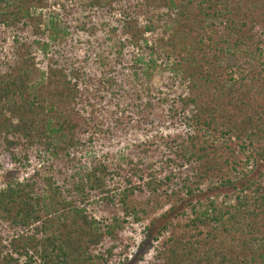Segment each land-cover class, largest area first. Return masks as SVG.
I'll return each instance as SVG.
<instances>
[{"label": "trees", "instance_id": "16d2710c", "mask_svg": "<svg viewBox=\"0 0 264 264\" xmlns=\"http://www.w3.org/2000/svg\"><path fill=\"white\" fill-rule=\"evenodd\" d=\"M30 1L0 0V38L32 17ZM74 1L61 4L70 16ZM120 1L91 0L88 10L96 4L112 9ZM144 1L174 15L172 45L187 49L193 61L206 58L195 67L197 79L215 78L214 90H203L200 83L195 91L174 93L168 85V91L154 94L137 74V84L127 88L118 80L124 73L108 57L93 60L106 68V76L98 77L88 61L82 71L68 66L67 59L58 67V57L46 67L7 58L0 42V176L4 158L15 168L30 167L23 183L0 190V218L16 227L10 250L0 248V264H111L122 253L116 246H128L126 224L144 220L166 202L170 207L149 220L139 245L147 252L170 230L156 264H264V173L238 180L231 175L243 153L264 166V0ZM204 1L222 4L213 15L230 27L225 36H205L206 21L195 12ZM124 14L125 22L131 19ZM132 20L130 39L140 34L137 19ZM25 52L31 54L28 47ZM232 136L239 153L217 143ZM124 139L129 152L122 147L116 154V144ZM94 143L111 148L92 157L88 153L89 162L80 163L78 151ZM77 162L81 166L75 172L63 169ZM206 182L219 184L213 189L231 187L236 203L223 212L194 211L186 227L197 233L175 231L178 202L195 197ZM92 198L120 210L112 223L96 220L87 210ZM42 199L48 201L41 205ZM209 221L214 225L204 234Z\"/></svg>", "mask_w": 264, "mask_h": 264}, {"label": "rangeland", "instance_id": "374dc122", "mask_svg": "<svg viewBox=\"0 0 264 264\" xmlns=\"http://www.w3.org/2000/svg\"><path fill=\"white\" fill-rule=\"evenodd\" d=\"M90 1L75 0V8L71 16L69 9L61 5L62 3L71 4V0L30 1L32 7L29 13L32 17L25 18L26 24H19L20 27L10 28L2 34L0 38L4 51L2 56L10 59L27 58L30 63H34L38 67H46L53 62V57H58V67H62L64 64L67 65L65 61L67 59L70 62L68 66H78L82 71L86 69L84 62L88 61L91 64L89 71L92 70L98 77L101 75L106 76V68L93 60L98 56L102 57L103 60L108 57L112 62H115L116 70L124 73L122 78L118 80L121 83H126L125 86L127 88L129 85L134 86V84H137L134 81L137 74L140 79L147 83V86L153 87L154 94H158L159 90L168 91V85L171 86L174 93L195 91L194 85L199 86L200 83L204 84L203 90L206 88L210 91L214 90L213 83L215 78L211 77V81L206 83H203L204 80H201V78L197 79L198 75L195 67L196 65L205 64L206 58L203 59L202 56H198L196 61H193L188 55L187 49H184L181 45L180 47L172 45L174 15L165 7L147 5L144 0H121L112 9L101 8L96 4L91 10H88L90 7L87 3ZM128 3H130V6L126 7ZM42 5L43 7H40ZM222 9V4L216 5L215 3L204 1L201 9L195 10L199 18H204L206 21V37L208 35L217 37V33L225 36L229 32L230 27L226 23L220 24V18L218 20L213 15V12H221ZM206 11L209 12V16L202 13ZM126 12L131 19L125 22L124 13ZM52 15H54L53 22L47 23ZM88 15L91 20H89ZM234 16L235 19L238 18L236 15ZM132 18L137 19V28H139L140 34L137 38L130 39L127 33L131 29ZM211 21H214V25L209 26ZM146 26L151 27V30H146ZM54 36L57 38L54 39ZM14 37L16 38L14 39ZM261 45L263 48L261 58L264 60V43H261ZM27 47L29 51L31 50L30 55L25 52ZM197 54L199 55V53ZM181 77L186 78V82H181ZM94 80L96 83L99 82L97 78ZM163 94L166 93H161V95ZM147 98L153 99L152 97ZM126 99L124 97L123 101ZM156 111H160V108ZM161 127L162 129L164 128L163 126ZM201 133L203 132L201 131ZM206 136L209 140H212L210 133L206 134ZM143 137V135H138V138ZM237 140L235 136H232L229 140L220 139L217 143L220 146H225L228 143L239 153ZM125 142L126 140L124 139L119 144H116V154L119 153V149L122 147H124L122 149L124 153H126V149L129 152V147L124 146ZM209 142L211 143V141ZM106 148H111V146H105L103 143H94L91 147L78 151L77 159L80 160V163L87 164L89 162L88 153H91V157L93 153L100 155ZM246 155L243 153L241 156L242 160L237 159L236 169L231 171V175L235 180L240 179L245 174L254 177L260 171L264 173V166L254 159L246 160ZM80 163L77 162L74 167L65 163L63 169H67L69 174H71L80 169ZM4 165L5 168L0 176V190L7 188L8 185L23 183L26 175L30 174V167L15 168L8 158H4ZM212 185L219 184L217 182L212 184L206 182L200 185L199 189H196L197 194L195 197L192 195L189 196V201L178 202V205H182V208L177 210L179 218L172 219L173 225L176 227L175 231L191 229L193 233H197L193 227L190 229L186 227L187 222L195 217V212L201 213L208 210L213 213L214 210L212 209L214 208L216 212H223L236 203L235 192L231 187L213 189ZM47 201V199H42L41 205H44V202ZM43 207L42 215L46 217L48 216V208ZM168 207H170V203L166 202L162 207L151 211L149 217L144 220L138 223L126 224L124 245L128 246L124 249L120 245L116 246V251L122 253L117 255L116 260L111 264H156V256L158 251L162 249L160 246L161 241L170 234V230L162 235L159 242H156L147 252L145 247H140L139 245L145 239V225L152 217H157ZM87 210L96 220L102 223H112L113 216L120 213L118 208L96 202L93 198L87 203ZM180 211L183 213L181 214ZM211 222L209 221L207 226H203L204 234L213 227L214 223ZM15 228L11 227L7 219L0 218V248L7 246L10 250V240L15 236ZM105 248L106 246L101 247L100 251H104ZM141 255H143V260H138ZM162 264L168 263L164 261Z\"/></svg>", "mask_w": 264, "mask_h": 264}]
</instances>
